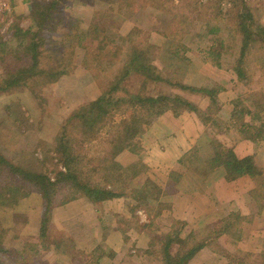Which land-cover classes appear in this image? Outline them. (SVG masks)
<instances>
[{"label": "trees", "instance_id": "16d2710c", "mask_svg": "<svg viewBox=\"0 0 264 264\" xmlns=\"http://www.w3.org/2000/svg\"><path fill=\"white\" fill-rule=\"evenodd\" d=\"M66 1L85 2V5L94 8L97 0H49L45 4L40 1L33 2L30 5L28 17L30 26L25 29L14 26L13 34L5 41L0 36V96H4L5 105L2 108L6 110L8 116L12 115L14 107L19 105L15 96L20 94L15 93L24 94L27 90L37 99L38 103H41V88L49 81V76L65 74L68 70L66 66L70 64V56L75 53L76 48H86L83 42L91 35L92 39H90L101 42L100 47L106 48V53L112 56L110 62L116 61L119 66L114 74H108L107 77L95 75L96 78L104 79L102 84H99V95L75 109L65 118V123L57 133L54 145L51 147L61 166L53 172V179L44 172L13 165L0 155V173L3 176L10 174L9 176H18L19 179L27 180L42 199L44 208L41 216L36 221L31 219L35 222L33 230H37L39 242L23 244L25 247H30V250H36L37 253L38 250H47L52 247L56 253H60L76 246V241L72 237H63L58 240L56 237L55 240H49L47 235L49 234L48 227L53 224L55 209L53 200L58 190L81 191L92 204L126 195L129 179L135 175L129 166H123L116 160L117 155L125 148L132 149L135 144L133 142L136 139L140 140L143 134L156 125L168 111L175 116L184 111L200 114L194 102L175 92L147 91L149 81L167 83L168 86L173 82L171 78L164 75L158 65L152 63L158 57L160 58V55L150 52L152 45L147 49H141L134 44L138 35L143 32L142 29L134 25L125 36L111 37L106 33L108 28L101 25L99 17L101 15L111 17L113 7H109L104 12L96 10L92 15L90 26H85V28L79 29L80 21H75L74 29L61 36L57 42L51 43L53 46L44 47L47 43L43 31L47 28L46 25L55 27L53 23L55 24L59 16V8ZM100 1L111 2L112 0ZM136 1L138 0H118L117 2L119 6H128ZM233 2V6H230L228 10V6L226 7L222 0H141L139 10H149L156 16L153 19L155 20L154 25L166 28L164 39L169 40V45L162 55L164 60L168 57L177 58L180 50L183 52L186 50L182 43L189 38L190 28L194 25L202 34L206 32V42L210 46L204 53L209 56L208 61L220 67L222 53H228L234 59L232 70L236 78L251 88L253 71L261 72L260 81H264V24L260 21V15L257 14V7L249 0H233ZM229 13L233 14L231 16L235 19L229 26L228 34L226 37L214 38L213 35L220 31L217 21L228 17ZM67 48H71V51L67 52ZM44 49L48 52L46 56H43ZM52 55H55L57 59H52ZM42 57L48 59L45 64L41 63ZM252 64L255 65V69H252ZM124 80L135 82L134 92L124 89ZM103 83L104 86H102ZM178 87L187 89L183 84H179ZM192 89H197L203 96L210 99V111L216 103L215 88L210 89L203 85ZM121 103H125L130 108L128 114L122 110ZM214 110H218V106ZM229 111L230 119L239 120V123H225L233 129L237 135L236 138L213 139L197 150L207 159L209 170L218 166L224 168V177L227 181L245 175L249 176L255 184L251 192L255 196L252 197L263 206L264 168L256 163L254 154L238 157L230 142L245 138L251 140L258 148L264 141V130L256 128L255 125L241 117H236L234 108ZM239 112L249 114L251 119H264V110L260 112L261 115L252 114L244 109ZM198 117L205 125L204 118ZM195 154L192 150L186 152L180 158L179 163L185 165L186 170L190 169L198 162ZM188 156H190V161L186 162ZM185 172V170L174 172V181ZM19 186L17 184V186L8 187L0 181V264H21L25 259L23 256L17 257L18 254L24 253V249H13L3 245L4 214L13 208L11 213L14 216L15 209L21 205V199L28 196V192L19 190ZM152 187L160 192L155 185ZM146 193L152 194V192L149 193V189ZM155 194L157 191L152 195ZM233 217L235 220L238 219L237 223L241 220L238 214L229 213L223 218L225 222H222V228L228 235L236 236L238 233L236 222L230 220ZM227 218H229L228 222ZM10 223L12 226L16 225L13 217ZM20 223L29 225L28 219H23ZM180 232L181 230H177L176 235H168V232L157 239L161 240L157 248L161 253L160 264H189L195 254L213 238L209 234L198 239L191 232L185 236H179ZM124 238L126 239L125 234ZM148 251L151 254L154 252L151 249ZM90 255H94L91 257V264H109L108 254L104 248L99 247ZM67 257L69 263L73 261L70 256Z\"/></svg>", "mask_w": 264, "mask_h": 264}, {"label": "rangeland", "instance_id": "374dc122", "mask_svg": "<svg viewBox=\"0 0 264 264\" xmlns=\"http://www.w3.org/2000/svg\"><path fill=\"white\" fill-rule=\"evenodd\" d=\"M22 1L24 0L1 1V5L2 3H5L8 7L5 9L0 5V36L4 41L13 34L14 26H20L24 29L30 26L28 17L30 14V5L33 2L40 1L45 4L49 0H25V4L22 3ZM117 1L118 0L102 2L97 0L94 8L85 5V2L66 1L63 6L59 8V16L55 20V24L53 23L55 27L52 25H46L47 28L43 31L47 43L44 47L53 46L51 43L54 41L57 42V40H60L61 36L68 34L70 30L74 29L75 21H80L79 29L85 28V26H90L92 15L96 10L104 12L109 7H113L114 11L113 13H110L111 17L103 15L99 17L101 18V25L108 28L106 33L111 37H116L117 35L125 36L132 30L134 25L143 30V32L138 35L134 44H137L138 46L136 47L141 49H147L148 46L152 45L153 48H150V52H152V54L160 55V58L158 57V59L154 60L152 63L158 65L164 75L171 78V81L173 82V84L168 86L167 83L149 81L147 91H172L184 96V98L189 101L194 102L200 110L199 115L193 113L201 123L198 125H202L204 128L206 127V130L210 129V131L213 128L216 129V132L214 133L215 135L212 134L211 137L207 133V142H205L206 144L204 145H207L213 139L223 140L236 138L237 135L234 133L233 129L225 125V123H239V120L230 119L229 110H231V108H234L235 113L237 114L236 117H241L255 125L256 128L259 127L264 130V119H251L249 114H240L239 112L242 109L251 112L252 114L257 113L261 115L260 112H263L264 81H260L261 72L258 70L253 71L251 74L250 88L236 78V75L232 70L234 59L228 53H222V56L220 57V67L208 61L209 56L204 53L210 46L206 42V32L202 34L194 25L190 28L191 34L189 38L185 40L184 43L180 42L186 48L184 52L183 50L178 52L180 58L168 57L164 60L162 55L165 53V50L169 45V40L167 41L164 39V34H166L167 31L166 28L154 25L155 20L153 19H155L156 16L151 14L149 10H139L141 0L128 6H119ZM222 1L226 7L228 6V10L230 6H233L234 4L233 0ZM249 2L257 7V14L260 15V21L264 24V0H249ZM180 4H182V1H180ZM231 15L233 14L229 13L228 17L221 18V21H217L220 31L213 35L214 38H217L218 36L226 37L229 26L235 19V17L232 18ZM50 28H53L54 30ZM90 38L92 39V35L83 42L84 45L87 46L86 48H76L74 51L75 53L70 56V64L66 66L68 70L65 74L61 76L56 74L57 77L56 75L49 76V81H47V83L41 88V103H38L37 99L27 90H25L24 94L15 93L20 94L15 96L19 105L17 107L15 106L14 110L11 107V110L14 112H12V115L8 116L5 112L6 110L2 108L3 105H5L4 96H0V155L4 156L13 165L36 172H44L49 174L52 179L54 176L53 172L61 168L59 159L52 151L51 147L54 145V139L57 133L65 123V118H67L75 109L95 99V97L99 95V84L101 85V82L104 79L96 78L95 75L98 77H107L108 74L112 75L117 69H119V66L114 59H112L114 62H110L112 56H110L109 53H106V48L104 49L100 47L101 42L92 41ZM173 41L175 40L173 39ZM214 47L216 48V45H214ZM175 48L177 49V47ZM66 51L70 52L71 48H67ZM47 54V50L44 49L43 56H46ZM54 58L57 59L55 55H52V59ZM47 60L48 59H45V57H42L41 63L45 64ZM255 68V65L252 64V69ZM179 84L185 85L187 89L179 88ZM104 85L105 84L103 83L102 86ZM203 85L208 86L210 89L215 88L217 93L215 95L216 97H214L216 103L210 111V99L207 96H203L201 92L197 91V89L191 90L193 87L199 88ZM123 87L128 92H134L136 86L134 81L124 80ZM120 105L122 106V110L125 111V114L130 112V108L127 107L125 103H121ZM217 106L218 110H214ZM168 112L174 115L171 111ZM198 116L204 118L205 125ZM165 117L166 115H164L156 125L151 128L154 129L160 127L161 123L165 121ZM216 119L219 120L218 123H216ZM186 126L190 128L188 132L197 130L196 125L188 124ZM186 126L184 123L183 128ZM227 128H229V130ZM237 141L238 140H235L233 143L230 142V144L234 147ZM133 144L134 147L132 149L130 148V150H128L125 148L123 150L133 152L137 156L143 149V137H141L140 140L136 139ZM198 148L199 147H196V149L192 150L196 153L195 157L198 161L196 164L201 166V170L206 169L205 173H207L210 171L207 167V159H205L200 151L197 150ZM258 149V160L255 161H257L256 163L259 166L264 168V141L260 143L258 148H256V150ZM140 155L143 156V154ZM136 160L137 161L130 164V166L125 165L131 168L135 176L129 179L125 197L120 196L125 200V204L121 211L122 213H120V215H115L114 217L118 221V229L116 228L118 237H116L115 233V236H111L110 234V239L108 238V242L111 243L112 246L114 245V247H117V251L112 253L110 247H108L103 240V243L107 245L104 250L108 254L107 258L109 264H160L161 253L157 248L161 240L158 241L157 239L162 234H168V232V235H176L175 232L181 230L179 236H185L187 233L191 232V234L198 239L204 238L209 234L213 236L212 239H214L218 233L227 234L224 231L225 229L222 228L223 223L222 226L220 225L221 231L219 230L217 232L211 230L210 233L207 231L204 235V232L198 231L196 233L192 231L193 222L187 224L180 219H171L170 215L172 212L170 208L163 206L164 204H167L165 200L158 199V202H156L154 199H147L150 195L146 193L147 189H149V193L152 192V194L155 193V191H158L152 187L154 183H151L153 182L152 176L155 174L151 168L154 169V167L147 166L148 163L146 165L145 161L142 159L139 160L138 156ZM189 161L190 156L187 157L186 162ZM196 164L192 167L195 168ZM190 171H193V169L190 168ZM9 175L3 176L0 173L1 184H6L8 187L17 186V184H19V190L26 193L28 192V196L21 199V205H18L15 209L16 213H14V216H12L11 213L13 208L9 209L4 214V220L2 221L3 245H6L7 247L9 246V248L11 247L13 249H24V253L22 252L17 255L18 258L21 256L25 258L23 260L24 263L21 264H42L44 261L40 258L43 257L48 250H38L37 253L36 250H30V247L23 246V244L32 243L31 241H28L32 238L31 232L33 228H35L33 226L35 222H32L31 219H35L36 221V219L41 216V212L44 208L42 199L36 193L35 188L27 180L19 179L20 177L18 176H15V178L12 175ZM73 192V189L58 190L54 195V206L56 207L59 205L62 207L61 202L68 200ZM78 192H80L78 194L83 195L81 191ZM145 194L146 197H144ZM129 198H133V201L130 202ZM80 202V200H74L73 202L66 204L83 209L86 206H90V204L85 203L84 205L80 204ZM106 202L107 201H105V203ZM56 208L53 213V218H55V220H53V224L48 227L49 234L47 235L49 240H55L56 237H58L56 240L68 237L66 236L67 234L62 235L60 233L62 230L61 228H63L61 225L62 222H60L62 219H60V217L68 218L73 216H70L71 213H66L67 216H59V213H56ZM74 210L75 209H73L72 212ZM36 212L38 213L36 214ZM66 212L69 211L66 210ZM11 217H13V222L16 224L14 226L10 223ZM23 219H28L29 225L27 223H20ZM240 219L241 220L238 223V219L235 220L234 217L230 219L232 220L231 222H236L238 235L240 234L243 225L242 218L240 217ZM228 221L229 218H227V222ZM31 222L32 224L30 225ZM221 222H225L223 218ZM145 223L149 224V226L145 228L148 234H150L147 236V241L149 243H146V247L139 246L141 249L137 247L136 251L133 253L135 258H132L131 260V257L127 256L130 249L128 244L133 243L134 240H138L135 235L136 231L133 229L139 228L140 224ZM104 234L106 235V233H103V236ZM124 234L126 239L124 238ZM196 234L203 236L197 237ZM141 238H144V235H141ZM77 239L79 242L83 241L84 243V238L81 235H77ZM114 243L119 246H115ZM148 249L153 250V254L149 253ZM70 253V258H72L73 264H91V257L94 256H91L84 250L76 249L75 247L72 249L70 248ZM54 254L52 255L54 256ZM53 256H49L46 263H49Z\"/></svg>", "mask_w": 264, "mask_h": 264}, {"label": "crops", "instance_id": "0c3cea01", "mask_svg": "<svg viewBox=\"0 0 264 264\" xmlns=\"http://www.w3.org/2000/svg\"><path fill=\"white\" fill-rule=\"evenodd\" d=\"M22 3L25 4V0ZM164 115H166V119L160 127L151 128L144 133L142 136L144 145L140 152L143 156L137 155L139 160H144L146 165L148 163L147 166L154 167V169L151 168L155 173L151 183L160 189V192L158 190L157 194L149 195L150 197L148 196L147 199H154L156 202L158 199L165 200L167 204L163 206L170 208L172 212L170 218L180 219L187 224L193 222L192 231L196 233L200 231L205 235L207 231L209 233L211 230L221 231V220L229 213H238L243 223L239 235L231 236L218 233L195 254L189 264H264V205H260L252 197L255 196L251 193L255 187L252 179L245 175L227 181L224 177V168L221 166L215 167L207 173H205L206 169L201 170L202 168L198 164L195 168L191 167L193 171L186 170L185 165L179 163L180 158L196 147L205 146L207 133L211 137L216 129L213 128L211 132L210 129L206 130V127L198 125L201 123L193 113L182 112L175 116L167 112ZM184 123L185 126L196 125L197 130L193 131L194 134L192 131L188 132L190 128L187 126L183 128ZM233 150L238 157L254 154L255 160H258L259 149L256 150L251 140L239 139ZM137 156L133 152L123 150L117 155L116 160L124 166H130L137 161ZM184 170L186 172L174 181V172H183ZM78 193L80 192L74 190L72 193L74 195L71 194L72 196L70 195L68 200L61 202L62 207L59 205L56 206L57 208L55 207L59 216H67L66 213H71L70 216L73 215L68 218L60 217L63 227L60 233L75 239L77 244L75 248L84 250L86 253L90 254L99 247L105 249L107 245L112 253L116 252L117 247L112 246L108 242V238L110 239V234L115 236V233L118 237L116 231L118 221L114 217L122 213L125 195L108 200L106 203L92 204L85 196ZM129 199L130 202L133 201V198ZM74 200H80V204H90L91 207L86 206L83 209L69 206L68 204ZM73 209L75 210L72 212ZM148 226L149 224L145 223L140 224L139 228L133 229L136 231L135 235L138 240L128 244L130 249L127 256H130L131 260L135 258L133 253L137 247L141 249L139 246L146 247V243H149L147 236L150 234L145 229ZM35 230H32V238L28 240L32 243H37L39 240L37 230ZM103 233L106 235L103 236ZM77 235L84 238V243L78 241ZM141 235H144V238H141ZM196 236L203 235L196 234ZM103 240L107 245L103 243ZM115 246L119 245L115 244ZM47 250V253L40 258L44 261L42 264H73V261L68 262L67 257L71 254L70 248L60 253H56L53 247ZM49 256H53V258L49 263H46Z\"/></svg>", "mask_w": 264, "mask_h": 264}, {"label": "built area", "instance_id": "2783aa9c", "mask_svg": "<svg viewBox=\"0 0 264 264\" xmlns=\"http://www.w3.org/2000/svg\"><path fill=\"white\" fill-rule=\"evenodd\" d=\"M1 7L8 8L5 3H2Z\"/></svg>", "mask_w": 264, "mask_h": 264}]
</instances>
